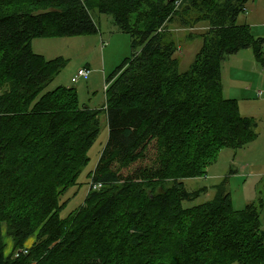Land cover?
<instances>
[{
  "label": "trees",
  "instance_id": "obj_1",
  "mask_svg": "<svg viewBox=\"0 0 264 264\" xmlns=\"http://www.w3.org/2000/svg\"><path fill=\"white\" fill-rule=\"evenodd\" d=\"M250 1L0 2V264H264L261 213L255 204L235 211L226 180L212 201L183 208L207 191L189 192L184 180L204 177L226 147L258 138L257 120L224 98L222 81L226 61L243 50L264 68V38L237 23ZM92 11L111 17L132 48L101 109L80 107L75 89L47 91L68 62L33 51L39 38L98 34ZM192 20L209 29L181 74L168 26L189 29ZM102 113L109 139L89 193L62 219L61 198L89 164ZM184 134L192 153L176 165Z\"/></svg>",
  "mask_w": 264,
  "mask_h": 264
},
{
  "label": "rangeland",
  "instance_id": "obj_2",
  "mask_svg": "<svg viewBox=\"0 0 264 264\" xmlns=\"http://www.w3.org/2000/svg\"><path fill=\"white\" fill-rule=\"evenodd\" d=\"M4 1L7 0H0V2ZM191 2L192 0H189L187 3L180 4L178 9ZM251 11H254L253 15H250ZM92 17L100 28L98 34L61 39L39 38L34 40L33 51L46 57L47 60L62 57L68 62L49 85L47 91L57 87L75 89L80 107L89 106L101 109L106 103L108 81L118 67L132 56V48L129 35L118 31L111 17L99 14L98 11H92ZM247 20L249 23L254 20L258 24L253 27V35L264 38V0H251L237 23L242 25ZM192 24L189 28L191 30L187 31H185L187 28L181 27L176 22L168 26L171 35L169 39L175 42L178 48L175 59L179 62L181 74L188 72L194 63L204 44L203 38L199 35L207 32L205 29L208 27L207 23L195 24L192 20ZM241 54L240 63H243V66L240 71L235 69L232 63L235 56L230 57L224 64L225 69L222 76L224 98L236 100L242 116L257 120L258 138L242 150L235 151L226 147L220 152L218 161L206 169L204 177L184 180L189 192L202 189H207V191L193 201L184 202L183 208L189 210L212 201L216 195L215 186L226 180L227 193L231 195L233 209L240 212L246 206L255 204L261 213L264 226V68L256 64L251 49L243 50ZM82 68L90 71L89 79L75 83L74 78L78 70ZM4 91L2 90L0 95ZM261 92L263 96H259ZM100 125V134L88 153L89 164L83 169L75 185L61 198L62 219H67L76 213L89 193L90 176L95 171L109 139L106 114H101ZM192 147L190 136L184 134L182 138L176 139L174 144L176 165L192 153ZM230 170L236 173L232 175ZM34 241L35 238H31L28 246ZM13 248L11 238L6 237V254L10 255Z\"/></svg>",
  "mask_w": 264,
  "mask_h": 264
},
{
  "label": "crops",
  "instance_id": "obj_3",
  "mask_svg": "<svg viewBox=\"0 0 264 264\" xmlns=\"http://www.w3.org/2000/svg\"><path fill=\"white\" fill-rule=\"evenodd\" d=\"M189 0H187V2H188ZM253 15L254 14V11H251V13H250V15ZM244 24H248V25H250V27L252 28V30H253V27L254 26H258V24H257V22L256 21H252V22H248V20H247V22H245ZM207 25V24H206ZM206 30H208L209 29V27H207V28H205ZM187 30H191V29H185V31H187ZM203 34H205V33H203ZM259 37H261V36H259ZM240 55H242L241 54V52L240 53H238L237 55H234L235 56V60H232V63L234 64V68L235 69H237L238 71H240L241 69H242V66H243V63H240L241 62V56ZM230 61V60H229ZM83 69V68H82ZM89 69V68H88ZM224 69H225V67H224ZM223 72H224V70H223ZM261 94V96H263V93L261 92L260 93ZM260 96V95H259ZM31 246V245H30ZM29 246V247H30Z\"/></svg>",
  "mask_w": 264,
  "mask_h": 264
},
{
  "label": "built area",
  "instance_id": "obj_4",
  "mask_svg": "<svg viewBox=\"0 0 264 264\" xmlns=\"http://www.w3.org/2000/svg\"><path fill=\"white\" fill-rule=\"evenodd\" d=\"M89 75H90V73L87 70L80 69V70H78L77 75L74 78V81L76 82L77 80H80V79L88 80L89 79ZM260 96H261V94H260ZM94 188L95 189L101 188V185L95 186Z\"/></svg>",
  "mask_w": 264,
  "mask_h": 264
},
{
  "label": "bare ground",
  "instance_id": "obj_5",
  "mask_svg": "<svg viewBox=\"0 0 264 264\" xmlns=\"http://www.w3.org/2000/svg\"><path fill=\"white\" fill-rule=\"evenodd\" d=\"M184 2H186V0H180V2H179V5L180 4H183ZM178 5V6H179ZM84 69V68H83ZM85 70H87V69H85ZM88 72H89V70H87ZM90 73V72H89ZM80 80H83V79H80ZM80 80H77V82H79ZM86 81V80H85ZM106 89H107V85H106ZM97 186V185H96Z\"/></svg>",
  "mask_w": 264,
  "mask_h": 264
},
{
  "label": "water",
  "instance_id": "obj_6",
  "mask_svg": "<svg viewBox=\"0 0 264 264\" xmlns=\"http://www.w3.org/2000/svg\"><path fill=\"white\" fill-rule=\"evenodd\" d=\"M170 2H174L175 0H169Z\"/></svg>",
  "mask_w": 264,
  "mask_h": 264
}]
</instances>
